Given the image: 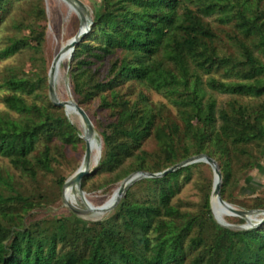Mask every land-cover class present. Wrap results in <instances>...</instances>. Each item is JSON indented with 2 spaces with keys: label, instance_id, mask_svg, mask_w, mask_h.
Returning a JSON list of instances; mask_svg holds the SVG:
<instances>
[{
  "label": "trees",
  "instance_id": "1",
  "mask_svg": "<svg viewBox=\"0 0 264 264\" xmlns=\"http://www.w3.org/2000/svg\"><path fill=\"white\" fill-rule=\"evenodd\" d=\"M138 1L103 0L71 58L77 104L88 114L85 105L98 98L108 116L100 125L102 156L82 190L95 174L107 175L99 190L206 154L219 165L224 201L264 211V194L249 206L232 193L264 158V0ZM22 2L32 23L45 19V0H0V24ZM213 16L231 26L238 54L207 21ZM43 37L37 33L38 45ZM22 41L0 50V60ZM35 76L6 83L9 111L4 119L0 114V156L32 179L52 172L67 149L83 142L63 108L43 94L47 78ZM128 83L161 94L176 117L143 93L135 102L126 99L121 90ZM216 95L230 99L219 106ZM149 139L153 151L144 149ZM203 165L137 181L103 220L84 222L71 212L53 224L26 220L40 201L16 191L12 175L0 170V264H264V223L235 230L217 223L209 196L194 209L174 200ZM65 181H56L59 191Z\"/></svg>",
  "mask_w": 264,
  "mask_h": 264
},
{
  "label": "rangeland",
  "instance_id": "2",
  "mask_svg": "<svg viewBox=\"0 0 264 264\" xmlns=\"http://www.w3.org/2000/svg\"><path fill=\"white\" fill-rule=\"evenodd\" d=\"M80 1L85 5L86 15L88 16L92 30L95 13L101 8L103 0ZM138 2L141 4L140 0ZM27 8L25 2L13 4L12 9L5 14L4 21L0 24V50L9 47L15 41L26 40L24 43L22 41L18 45L19 50L14 54L0 60V114L3 119L5 118V113L9 111L3 99L6 95L12 93V90L6 86V83L10 79H33L36 81L37 77L35 76L34 78V75L37 74H39V76L41 75L42 78L46 77L47 87L45 88L46 90L43 91V94L48 95L51 100L49 73L52 68V63L62 47L77 34L81 26L79 14L73 10L65 0H45L46 17L36 22V24L32 23ZM207 21L211 27L230 44L231 50L229 51H234L238 54L240 52L239 47L228 37V33L232 30L231 26L221 24L216 16L207 18ZM28 25H32L34 32ZM39 32H43L44 37L38 45L37 33ZM70 62L71 59L61 61L60 66L56 70L54 88L59 101L76 102L70 77ZM104 71L103 73H105ZM217 77L220 76L217 75ZM206 79L205 77V80ZM23 87L27 89L30 87V83H24ZM121 92L125 95V98L131 100V102L139 100L140 94L143 93L148 97L149 103L154 105L166 104L170 109L171 117H176V110L169 104L166 98L157 92L146 90L144 87L135 83L125 84ZM216 99L219 106H223L230 98L226 95H216ZM85 107H87L89 112L88 115L94 125L96 142L101 148L102 156L103 141L100 134V125L106 123L108 116L101 110L98 98L88 102ZM63 110L70 122L77 128L84 143H78L77 149H67L65 152L66 154L60 158L59 162L54 164L55 166L52 172H40L36 179H32L28 175L13 168L6 158L0 156V170L4 175H6V173L12 175L14 189L41 203L40 207L35 208L29 213L26 218L28 222L48 221L50 224H53L57 219L70 218L71 212L74 213L76 218L80 221L96 222L103 220L109 216L114 209L99 214L96 212L93 213V211L90 212L87 210L85 203L95 208L102 206L110 199L116 188L125 180L96 190L94 189L95 186L105 182L104 179H107V175L95 174L89 184L87 192H84L85 202L82 200L78 190L74 191L73 187L68 193L69 199L66 198L65 183L80 168L86 152V143L83 139V126L77 118H73L71 114H68L65 108H63ZM12 116L17 117V115L13 113ZM144 149L147 151L156 149L155 141L149 139L144 144ZM98 164L92 165L91 173L96 170ZM203 164V166L192 170L190 181L183 185L174 200L181 199L187 203V206L191 205L190 208L194 209L196 207L195 205L203 200L205 196H209L211 210L213 211L212 213L217 223L228 224L233 226L231 228L235 230H239L237 229L239 226L247 225L246 222L240 224L238 222L239 217L231 216V213L220 204L218 208L214 207V202L212 200L214 171L210 165L206 163ZM63 178L66 179V181L59 191L56 186V181ZM232 193L233 199L239 203L249 206L256 203L257 198L264 194V158L259 165L249 172L248 176L240 181L239 185L234 188ZM7 194L14 193L10 190L7 191ZM69 204L80 213H75L69 207ZM233 206L240 210H248L237 204ZM252 211H257L251 216L252 223H258L260 225L261 221L264 220V214L261 213L260 210ZM250 229H252V227H250Z\"/></svg>",
  "mask_w": 264,
  "mask_h": 264
},
{
  "label": "water",
  "instance_id": "3",
  "mask_svg": "<svg viewBox=\"0 0 264 264\" xmlns=\"http://www.w3.org/2000/svg\"><path fill=\"white\" fill-rule=\"evenodd\" d=\"M80 16L81 20V26L77 34L67 43L65 48H62L58 55L55 57L53 63H52V68L49 73V91H50V97L55 106L62 107V108H67V107H72L74 108L78 115L81 117L82 120V126L84 128V136L83 139L86 143V152L84 159L82 161V164L80 168L75 172L74 175H72L65 183V189L68 186H72L73 190H78L79 194L82 197V200L85 202V193L82 190V180L84 177L88 176L91 174V168L93 164H98L97 162H94L93 154H92V145L96 144L99 149L100 146H98L96 142V132L94 129V125L87 114V112L80 107L75 101H59V99L56 96L55 93V77H56V70L59 64V61L61 59V56L64 54V52H68L70 54V57H72L73 52L75 50V47L89 34L91 31V24L88 20V16L86 15V10H85V5L82 1L80 0H65ZM100 155H101V150H100ZM101 158V156H100ZM206 163L210 165L214 171V184H213V191H212V197L216 198L218 203L223 206L224 208L228 209L231 213V216H237L240 218L245 219L247 225H242L237 227L239 230H249L250 227H258L261 224L264 223V220L261 221L260 225L252 223L251 216L257 212V211H252V210H240L235 208L233 205L229 204L228 202L224 201L221 197V186H222V173L220 171L218 163L211 157H209L206 154H201L198 156L191 157L181 163H178L171 168L159 172V173H148V172H143L139 171L136 173L131 174L128 176L119 186L116 197L114 199V202L110 207H108L105 211H111L115 209L121 199L124 197L126 191L137 181L145 178H161L164 177L165 175L169 173H173L179 169H182L184 167L196 164V163ZM85 206L88 211H93L96 212L100 210L101 208L97 207H92L85 203ZM69 207L75 212V213H80L76 209H74L70 204ZM213 212V211H212ZM261 213L264 214V211H260ZM221 226L231 228L233 226H230L228 224H223L218 222Z\"/></svg>",
  "mask_w": 264,
  "mask_h": 264
},
{
  "label": "bare ground",
  "instance_id": "4",
  "mask_svg": "<svg viewBox=\"0 0 264 264\" xmlns=\"http://www.w3.org/2000/svg\"><path fill=\"white\" fill-rule=\"evenodd\" d=\"M72 8V7H71ZM74 10V9H73ZM71 40V39H70ZM69 40V41H70ZM67 41L66 44L62 47V48H65V46L67 45V43L69 42ZM69 57V58H68ZM72 57H70V54L68 52H64V54L61 56V59L59 61V64H58V67L60 66L61 64V61H64V60H67V59H71ZM57 67V68H58ZM66 111L68 114H71L73 116V118H77L78 121L80 122V124L82 125V120H81V117L78 115L77 111L72 108V107H67L66 108ZM96 139V138H95ZM92 145V154H93V158H94V162H99L100 161V149L97 147L96 144H93L91 143ZM72 188V186H68L66 189H65V196L66 198L69 199L68 197V193L70 191V189ZM119 188V187H118ZM118 188H116V190L113 192L112 196L110 197V199L105 203L103 204L102 206H99V208H101L100 210L96 211V213H103V212H106L105 210L110 207L112 205V203L114 202V199L116 197V194H117V191H118ZM213 202H214V207L218 208L219 206V203L217 201L216 198H213L212 199ZM97 208V207H96ZM228 210V209H227ZM229 211V210H228ZM91 212V211H90ZM230 212V211H229ZM94 213V212H93Z\"/></svg>",
  "mask_w": 264,
  "mask_h": 264
}]
</instances>
